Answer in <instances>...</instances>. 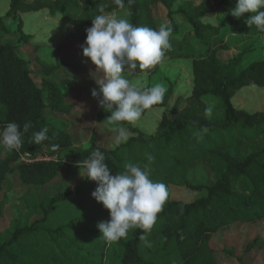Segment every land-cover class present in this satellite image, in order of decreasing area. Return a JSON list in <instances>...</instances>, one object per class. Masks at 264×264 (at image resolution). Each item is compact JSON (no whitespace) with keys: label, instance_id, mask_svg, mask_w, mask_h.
Masks as SVG:
<instances>
[{"label":"trees","instance_id":"obj_1","mask_svg":"<svg viewBox=\"0 0 264 264\" xmlns=\"http://www.w3.org/2000/svg\"><path fill=\"white\" fill-rule=\"evenodd\" d=\"M177 2L123 0L121 7L115 0H10L9 10L0 16V130L9 122L19 124L21 131L26 122L31 127L23 134L20 149L10 151L0 164V186L8 174L15 172L25 184L45 186L60 175L65 165L83 166V160L99 149L110 174L124 172L129 163L141 168L147 165L150 178L164 183L169 196L147 234L150 247L139 239L141 229L129 230L126 238L109 245L97 225L107 222L110 212L92 197L97 183L86 177L78 187L64 189L39 204V216L30 224L17 226L9 237L0 238V264H106L109 252L112 264H220L218 250L212 244L216 234L239 224L264 223V112H249L233 103L241 88L252 84L264 86V59L239 71L246 51L228 60L221 58L220 52L230 49L222 37L224 27L204 23L203 19L207 14L219 13L229 20L227 28L233 34L260 38L264 32L255 25L247 26L248 13L239 18L231 14L237 0H188L174 9ZM158 8L164 11L163 17L156 15ZM43 9L68 21L63 41L81 45L86 40V29L98 14L128 10L134 26L157 30L160 20L167 21L172 34L179 31L178 20H184L191 25L194 42L187 47L188 42L178 41L179 47H171L164 56L192 59L191 95L169 111L171 88L161 103L153 105L150 109H164L153 133L123 122L128 137L125 142L111 147L81 142L75 134L77 129L72 128L66 116L76 105L69 100L74 88L88 86H84L83 76L92 72V62L39 60L41 83H37L21 50L33 43L31 35L24 31L23 14ZM14 23L20 36L16 42L4 41ZM35 45L37 50L40 46ZM159 66L160 63L150 70L128 69L123 75L130 80L143 72L153 74ZM207 95L220 100L222 121L214 120L206 112ZM99 120H103L101 109ZM44 127L48 128V139L33 143V134ZM26 153H48L57 158L19 162L20 155ZM200 164L206 166L210 178L198 184L189 178V173ZM171 185L204 195L192 202L173 200ZM263 249L264 241L256 237L249 241L244 253ZM219 252L231 254L227 250Z\"/></svg>","mask_w":264,"mask_h":264},{"label":"rangeland","instance_id":"obj_2","mask_svg":"<svg viewBox=\"0 0 264 264\" xmlns=\"http://www.w3.org/2000/svg\"><path fill=\"white\" fill-rule=\"evenodd\" d=\"M188 0H178L174 9L179 8ZM10 8V0H0V16L7 13ZM128 10L121 12H113L108 16L112 18L126 17L130 22ZM164 11L158 8L156 15L163 17ZM24 31L31 35L32 44L22 47L23 57L29 61L33 76L38 84L41 83V63L40 61L54 63L58 61H69L70 64H79L81 61H90V58L83 56L81 44H70L63 41L67 34L68 21L58 13H51L49 9H43L38 12H30L23 14ZM167 22V21H166ZM160 20V25L168 24ZM204 23L222 25V37L230 45L227 51H221L220 57L228 60L236 54H242L244 51V60L240 64L238 70H243L251 62L264 59V36L254 38L251 34L240 35L233 34L228 31L225 17L219 13L207 14L203 19ZM179 31L170 35V43L172 47L178 48V41L194 42L191 38V25L184 20H178ZM11 34L4 38V41L16 42L20 34L15 31L16 25L11 24ZM181 42V44L185 42ZM35 43L40 46L35 50ZM195 44V43H194ZM197 44L195 45V47ZM200 46V45H199ZM192 47V51L196 48ZM198 47V46H197ZM248 51V52H247ZM55 60H54V59ZM38 59V60H37ZM68 68V67H66ZM68 71L70 68L67 69ZM91 71H87V75L83 76L86 88L77 86L69 98L70 102L75 103L72 112L66 116L71 122V126L75 131L76 137L83 143H97L99 145L114 146L116 145V136L119 127L125 126L123 122L109 123L106 119L111 115L110 112L99 108L98 100L102 97L94 98L91 95L93 89L99 91L96 79H100L102 73H98L96 66L91 64ZM142 88H151L156 84H162L166 89V94L171 90V96L168 101L169 111L175 107L176 103H182L192 93L194 87L193 62L190 58H171L164 56L160 62L159 69L153 74L145 72L137 75L129 80ZM89 90V91H88ZM181 97V98H180ZM204 101L208 105L210 112L208 115L214 120L222 121L223 114L220 106V100L212 95L204 97ZM233 103L239 109L249 112H264V86L249 85L237 91L233 98ZM100 109L102 110L103 120L100 119ZM164 109L155 108L148 110L142 114L139 121L134 127L150 133L155 131L162 118ZM54 115V113H50ZM10 151L0 146V164L5 160ZM64 155V154H62ZM55 159L57 158L54 156ZM21 160L19 159V162ZM65 162V159L62 160ZM84 172L82 165H75L67 168L65 165L60 173L51 183L45 186H36L23 183L17 173L8 174L6 180L0 186V238L9 237L17 226H25L30 224L39 216V207L41 203H46L55 194L64 189H74L81 185L86 177L81 175ZM189 178L194 183H206L209 181L210 174L204 164H200L190 170ZM240 187V186H239ZM240 193H244L240 189ZM204 195L203 192H195L184 186H170V196L173 200L184 202H192L198 197ZM258 237L264 241V223L255 225H235L221 230L213 238L212 244L218 250V258L220 264H264V249L257 250L249 255L244 253L249 241ZM229 251L231 254L219 252ZM112 257L109 255L106 264H112ZM113 264H116L113 262Z\"/></svg>","mask_w":264,"mask_h":264},{"label":"clouds","instance_id":"obj_3","mask_svg":"<svg viewBox=\"0 0 264 264\" xmlns=\"http://www.w3.org/2000/svg\"><path fill=\"white\" fill-rule=\"evenodd\" d=\"M115 3L123 6V0H115ZM245 13L249 14L247 26L255 25L258 31L264 32V0H237L231 14L239 18ZM171 33L172 28L165 24L160 25L158 30L137 27L126 17L117 19L98 14L92 19V26L86 29V40L81 47L83 56L90 58L97 72L102 73L101 78L96 79L99 91L93 89L91 95L94 98L102 97L98 104L102 110L111 113L106 119L109 123L135 125L145 110L162 102L167 91L162 84L142 88L138 83L130 82L123 73L128 69L150 70L158 65L165 52L172 47L169 39ZM210 111L206 109V112ZM30 127L31 123L26 122L21 131L19 124L7 123L0 130V146L7 151L19 150L23 144V134ZM47 133V127L34 133L33 143L46 141ZM127 139L124 128L119 127L116 144ZM83 169L81 175L97 183L92 197L110 212V219L97 225L105 242L109 245L118 243L127 237L129 230L141 229L139 239L150 247L147 234L151 232L168 199L167 186L150 178L151 170L147 165L141 168L129 163L124 172L110 174L105 156L99 149L83 160Z\"/></svg>","mask_w":264,"mask_h":264},{"label":"built area","instance_id":"obj_4","mask_svg":"<svg viewBox=\"0 0 264 264\" xmlns=\"http://www.w3.org/2000/svg\"><path fill=\"white\" fill-rule=\"evenodd\" d=\"M20 160L21 162L32 163V162H37V161L55 160V157L52 155H49L48 153H41L37 155L26 153V154L20 155Z\"/></svg>","mask_w":264,"mask_h":264},{"label":"crops","instance_id":"obj_5","mask_svg":"<svg viewBox=\"0 0 264 264\" xmlns=\"http://www.w3.org/2000/svg\"><path fill=\"white\" fill-rule=\"evenodd\" d=\"M152 109H155V108H152ZM154 132V131H153ZM153 132H150V133H153ZM149 133V132H148Z\"/></svg>","mask_w":264,"mask_h":264}]
</instances>
